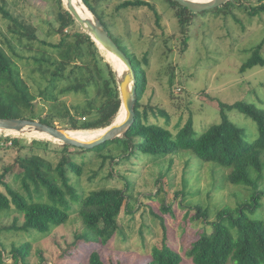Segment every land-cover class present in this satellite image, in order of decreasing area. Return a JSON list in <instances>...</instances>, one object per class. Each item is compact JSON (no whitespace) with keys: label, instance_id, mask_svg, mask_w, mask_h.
I'll use <instances>...</instances> for the list:
<instances>
[{"label":"rangeland","instance_id":"rangeland-1","mask_svg":"<svg viewBox=\"0 0 264 264\" xmlns=\"http://www.w3.org/2000/svg\"><path fill=\"white\" fill-rule=\"evenodd\" d=\"M1 1L14 16L36 29L40 41H32L30 46L25 39V45H21L18 35L11 31V22L0 13V44L16 60L22 76L35 94V102L41 112L40 118L51 114L54 123L63 128L67 122L63 116L66 109L73 112L77 106L83 107L86 93L62 92L67 84L76 81L75 75H70L55 90V96L58 97V102L55 103L42 93L50 85V74L38 69L32 59L35 56L43 57L44 54L58 57L57 50L50 44L58 43L62 38L57 14L59 2ZM75 1L80 6V12L92 16L79 0ZM91 1L93 4L102 3L100 0ZM120 1L107 0L103 3L104 14L101 13L100 6L94 5V8L112 37L125 52L134 57V63L139 64L141 61L142 67L147 69L148 85L141 104L148 107L149 119L166 126L169 117L168 128L175 134L191 117L196 131L201 133L212 124L220 123L223 116H226L243 130L247 140L256 139L259 135L258 123L236 107L222 109L220 103L245 101L264 108V66L256 65L241 71L242 64L260 43L263 44L264 56V11L256 15L250 13L253 6L264 1L236 0L233 5H221L199 12L187 9L183 12L189 16L190 22L185 23L184 27L179 17L184 6L175 0H149L153 9L142 6L117 11L116 6ZM157 12L161 16L160 25L157 23ZM107 18L115 21L113 25ZM79 28L83 29L79 23L73 24L66 32L72 33ZM66 40L71 42L74 37L68 36ZM11 47L22 58L15 56ZM150 48L152 53L146 63L142 56ZM100 49L114 69L120 72L125 69L124 63L114 54L102 45ZM94 73L96 82H99L101 78L96 71ZM91 92H95L93 86ZM124 116L122 109L118 121L123 120ZM81 120L84 121V117ZM101 129L105 128L72 130L74 136L88 139L95 137ZM12 133L13 135L0 131V136L19 137L24 144L35 141L22 148L0 146V174L5 166L12 165L7 181L15 190L26 194L22 180L24 166L17 160L19 155L39 153L55 166L60 160L62 142L35 130ZM40 141H49V144L41 145ZM125 146L127 144L119 146L114 143L103 149L94 147L91 151L95 153L90 152L82 160L84 163L81 175L70 173L72 181L83 196L94 189L106 187L125 189L130 198V212L127 213L126 204L120 215L121 230L106 246L100 245L105 264H144L142 257H147L150 248L162 239L164 230L160 220L163 218L168 226L171 244L183 256L182 264H194L187 255V250L204 225V217L194 218L199 206L208 209L210 218L216 220L221 209L236 210L252 201L254 189L244 184L232 183L228 177L231 168L214 161L202 160L192 150L180 149L164 155H137ZM102 154L109 157L105 159ZM119 155H123V160L119 161ZM81 156H86V153ZM262 156L264 164V153ZM72 158L77 162L81 161L78 152L73 153ZM256 174L254 170L251 171L253 177ZM30 184L34 198L42 199L31 181ZM260 185L264 189V181ZM262 202L263 206L247 207V214L252 218L264 219V198ZM164 204L175 208L176 215L164 213ZM73 209L76 210L75 204ZM16 215L21 222L23 216L14 207L0 211V255L2 253L5 261L2 263L0 260V264H15L14 257L10 254L12 246L25 240H30L32 245L23 253L19 264H89L86 253H76V242L71 243L76 236L85 232L78 212L74 211L65 223L53 227L50 233L37 235L35 238L20 231L10 234L2 228L12 224ZM185 218L188 219L183 231L182 222Z\"/></svg>","mask_w":264,"mask_h":264},{"label":"trees","instance_id":"trees-1","mask_svg":"<svg viewBox=\"0 0 264 264\" xmlns=\"http://www.w3.org/2000/svg\"><path fill=\"white\" fill-rule=\"evenodd\" d=\"M79 1L84 5L87 12L91 13L92 16L93 13L95 14L107 29L103 19L94 8V5L100 6L101 13L104 14L103 3L107 0H100L102 1L101 4H93L91 0ZM58 2L57 14L60 21L59 32L62 34V38L58 43L50 44L57 50L58 57L53 58L44 54L43 57L35 56L32 58L38 69L50 74V85L46 92L42 93H45L55 103L58 102L55 90L60 87V82L69 79L70 75H75L76 81L67 84L62 92L83 91L86 93V103L83 107L77 106L73 112L66 109L63 116L67 122L63 128L68 129L71 135H73L72 129L105 128L113 123L122 104L116 71L111 63L105 59V55L102 54L101 45L96 43L91 34L66 9L64 1L58 0ZM235 2L236 0H228L223 5L229 6ZM151 4L149 0H121L116 9L121 11L125 8L142 6L153 9ZM187 9L182 7L179 14L183 27L185 23L190 22L189 16L183 12ZM261 11H264V2L258 6H253L250 13L256 15ZM0 13L11 22V31L18 35V41L21 45H25V39L28 41L27 44L30 43V46L32 41L39 40L36 29L14 16L1 0ZM156 16L157 23L160 25L161 16L158 12ZM108 21L110 20L108 19ZM114 22V20L110 21L111 25ZM78 23L83 29L79 28L72 33L66 32L69 26ZM108 32L111 35L109 30ZM68 36H73L74 40L67 42ZM112 39L118 44L113 37ZM262 45L260 43L254 47L250 57L242 64L241 71H246L256 65L264 66ZM11 48L15 49L14 47ZM120 48L122 49L121 46ZM150 51L146 50L143 53L142 57L146 63L149 62V55L152 53L151 48ZM16 53L15 51V56L18 55ZM125 53L131 60L137 77L136 121L122 137L108 140L96 147L103 149L109 144L117 143L119 146L127 144L125 147H128L131 152H136L137 155L139 153L164 155L180 149H189L202 160L214 161L223 167L231 168L228 174L229 180L235 184L252 187L254 189L252 201L241 205L236 210L221 209L216 220L210 218L208 209H202L199 206L198 213L194 218L201 219L204 217V225L203 228L199 229L198 237L191 241L187 255L194 264H229L230 262L234 264H264V219L252 218L246 212L247 207L263 206L264 189L260 188V184L264 181L262 156L264 153V108L245 101H236L232 104L220 103L222 109L224 107H236L258 123L259 135L252 141L247 140L243 135V130L226 116H223L220 123L212 124L201 133L196 131L190 117L184 126L172 134L168 128L169 117H167L166 126L149 119L148 107L141 104L148 85L147 69L142 67L139 58V64H135L134 57L127 52ZM18 57L22 58L20 55ZM77 71L79 72L76 73ZM95 71L97 76L101 78L100 83L96 82L94 78ZM93 82L95 84H92ZM92 86L95 92H91ZM35 100L36 96L22 76L16 60L0 44V118L31 120L39 118L43 123L58 127L51 114H46L40 118L41 112L37 108ZM82 117H84V121L81 120ZM104 130L101 129L95 137L102 134ZM10 133L13 135L12 132ZM34 141L24 144L19 137L0 136V146L6 147L22 148L32 145ZM39 143L48 145L49 141H40ZM61 148L60 160L55 166L51 160L39 153H33L30 156L19 155L17 160L24 166L22 180L26 194L15 190L8 183L7 176L13 166H5L0 174V211L14 207L23 217L20 222V218L16 215L12 224L2 228H5L4 230L10 234L20 231L35 238L37 235L50 233L53 227L65 223L76 211L81 216L85 227V232L81 235L78 234L79 236H76L71 242H76L74 244V247L77 248L76 253L80 251L83 254L86 253L89 264H105L100 245L106 246L121 230L120 215L126 204L127 213L130 212V198L125 189L106 187L94 189L85 196L81 195L72 181L70 173L81 175L85 157L90 152H95L91 151L92 149H84L65 143H62ZM75 152L79 153L80 162L72 158ZM82 153H86V156L82 157ZM102 156L105 159L109 157L107 154H102ZM110 157L115 160L114 157ZM122 157L123 155L118 156L119 161L123 160ZM252 170L257 172L254 177L251 175ZM30 181L42 199L34 198ZM1 187L5 189L3 190ZM74 204L76 210L73 209ZM164 206V213L176 215L175 208L168 204H164ZM187 219L185 218L182 222L183 231L186 228ZM160 221L164 230L162 239L150 248L147 257H142L144 264H182L183 256L171 244L165 219ZM31 245L30 240L22 241L18 245L13 244L10 254L14 257L15 264H19L23 253ZM0 260L5 263L2 253Z\"/></svg>","mask_w":264,"mask_h":264},{"label":"water","instance_id":"water-1","mask_svg":"<svg viewBox=\"0 0 264 264\" xmlns=\"http://www.w3.org/2000/svg\"><path fill=\"white\" fill-rule=\"evenodd\" d=\"M66 9L73 14L74 18L87 30L97 44H101L104 49L116 55L124 64L125 69L121 72L115 69L119 88L121 90L122 104L117 118L109 126L105 127L102 134L93 138H79L70 134L68 129H63L40 120H31L26 118H0V131L25 132L35 130L40 133H46L49 137L61 141L62 143L81 147L84 149H93L94 147L118 137H122L136 121V91L137 77L131 60L120 46L112 39L108 30L102 21L93 13V16L83 14L74 5L73 0H63ZM182 6L193 12L204 11L210 8L219 7L228 0H175ZM89 8V7H88ZM91 10V9H90ZM92 11V10H91ZM124 111V119L118 121L121 111Z\"/></svg>","mask_w":264,"mask_h":264},{"label":"bare ground","instance_id":"bare-ground-1","mask_svg":"<svg viewBox=\"0 0 264 264\" xmlns=\"http://www.w3.org/2000/svg\"><path fill=\"white\" fill-rule=\"evenodd\" d=\"M73 3H74V5H76V7L78 8V10L80 11V6H79V4L75 1V0H73ZM83 11V10H82ZM116 56V55H115ZM117 57V56H116ZM118 58V57H117ZM119 59V58H118ZM120 60V59H119ZM121 61V60H120ZM122 62V61H121ZM125 65V64H124Z\"/></svg>","mask_w":264,"mask_h":264},{"label":"built area","instance_id":"built-area-1","mask_svg":"<svg viewBox=\"0 0 264 264\" xmlns=\"http://www.w3.org/2000/svg\"><path fill=\"white\" fill-rule=\"evenodd\" d=\"M180 90V89H179Z\"/></svg>","mask_w":264,"mask_h":264}]
</instances>
